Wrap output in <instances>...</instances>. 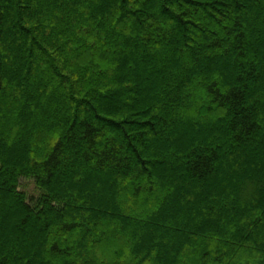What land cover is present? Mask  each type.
I'll use <instances>...</instances> for the list:
<instances>
[{"label": "trees", "instance_id": "1", "mask_svg": "<svg viewBox=\"0 0 264 264\" xmlns=\"http://www.w3.org/2000/svg\"><path fill=\"white\" fill-rule=\"evenodd\" d=\"M0 264H264V0H0Z\"/></svg>", "mask_w": 264, "mask_h": 264}, {"label": "rangeland", "instance_id": "2", "mask_svg": "<svg viewBox=\"0 0 264 264\" xmlns=\"http://www.w3.org/2000/svg\"><path fill=\"white\" fill-rule=\"evenodd\" d=\"M188 135L189 134L185 133V135L182 137L184 139L181 140V141L185 142L186 140H188L189 139ZM227 173L228 172H226V174ZM20 191L25 193L28 198H37L38 195H39L38 194L39 192L37 191V189L35 188V186H34V184H33V182L31 180L22 179L20 181ZM123 199L124 200H123V202L121 201L122 202L121 204L125 207L126 210H128L130 212L132 211L133 214L135 213V211L136 212L138 211V209H136L137 207H134L135 205L132 202H128V199L125 198V197H123ZM110 200H111V204L115 203V195L114 194H112ZM143 205L145 206V208L144 207L142 208V212H144V213H149L151 211V209H152V206H154L152 199H150L149 204H143ZM149 205H150V207H149ZM139 212H141V211H139ZM97 215H99V214H97Z\"/></svg>", "mask_w": 264, "mask_h": 264}]
</instances>
